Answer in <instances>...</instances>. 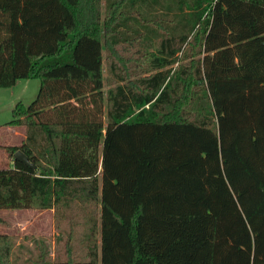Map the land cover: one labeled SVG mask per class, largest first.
<instances>
[{
    "label": "trees",
    "instance_id": "trees-1",
    "mask_svg": "<svg viewBox=\"0 0 264 264\" xmlns=\"http://www.w3.org/2000/svg\"><path fill=\"white\" fill-rule=\"evenodd\" d=\"M103 1L0 0V87L40 80L0 209L58 231L28 260L264 264V0Z\"/></svg>",
    "mask_w": 264,
    "mask_h": 264
},
{
    "label": "rangeland",
    "instance_id": "rangeland-1",
    "mask_svg": "<svg viewBox=\"0 0 264 264\" xmlns=\"http://www.w3.org/2000/svg\"><path fill=\"white\" fill-rule=\"evenodd\" d=\"M173 66L177 67L178 62ZM39 88V79L25 78L20 79L15 86L0 87V125L6 127L4 124L12 119L15 104L19 100L30 103L36 98ZM5 164L7 161L3 166ZM76 232L81 236L84 228L78 226ZM0 233L11 235L16 240L10 264H33L28 259L36 255V241L40 240L48 245L50 255H55L58 231L53 209H0ZM21 248L22 250H19Z\"/></svg>",
    "mask_w": 264,
    "mask_h": 264
},
{
    "label": "crops",
    "instance_id": "crops-1",
    "mask_svg": "<svg viewBox=\"0 0 264 264\" xmlns=\"http://www.w3.org/2000/svg\"><path fill=\"white\" fill-rule=\"evenodd\" d=\"M0 132L2 133H0V139H2L0 145H19L25 137L24 130L21 128L2 127L0 125ZM5 161H7L5 166L12 165V160L8 152L4 148L0 147V166H3Z\"/></svg>",
    "mask_w": 264,
    "mask_h": 264
},
{
    "label": "water",
    "instance_id": "water-1",
    "mask_svg": "<svg viewBox=\"0 0 264 264\" xmlns=\"http://www.w3.org/2000/svg\"><path fill=\"white\" fill-rule=\"evenodd\" d=\"M14 160H18L20 162H23L24 164L33 167V164L31 161L28 159L27 155L22 152V150H18L14 153Z\"/></svg>",
    "mask_w": 264,
    "mask_h": 264
}]
</instances>
